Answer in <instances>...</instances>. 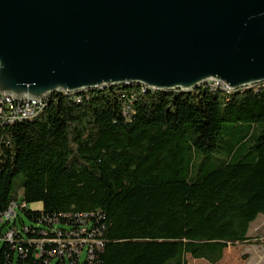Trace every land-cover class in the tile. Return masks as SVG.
<instances>
[{"label":"trees","instance_id":"obj_1","mask_svg":"<svg viewBox=\"0 0 264 264\" xmlns=\"http://www.w3.org/2000/svg\"><path fill=\"white\" fill-rule=\"evenodd\" d=\"M44 105L0 119V264L42 263L37 244L75 230L79 214L100 230L97 264H221L264 215V82L120 83ZM11 204L14 218L2 219Z\"/></svg>","mask_w":264,"mask_h":264},{"label":"water","instance_id":"obj_2","mask_svg":"<svg viewBox=\"0 0 264 264\" xmlns=\"http://www.w3.org/2000/svg\"><path fill=\"white\" fill-rule=\"evenodd\" d=\"M264 82V0H0V95Z\"/></svg>","mask_w":264,"mask_h":264},{"label":"built area","instance_id":"obj_3","mask_svg":"<svg viewBox=\"0 0 264 264\" xmlns=\"http://www.w3.org/2000/svg\"><path fill=\"white\" fill-rule=\"evenodd\" d=\"M207 85L213 87H219L222 85L216 81H209ZM51 94V93H50ZM65 94V93H64ZM44 95L38 101L29 99V104L17 105V101H11V97L5 94L0 95V119L7 122V115L13 114L16 111H23V114H32V118L40 113V106L44 105ZM14 204H11L9 208L2 215V219L14 218ZM65 218L72 217L71 214L64 215ZM86 215H74L75 224L78 227L75 230L66 231L62 236L61 232L57 233L55 238L42 239L37 246L41 249L36 253L35 257H42L44 254L47 256L42 263L36 264H97L98 254L103 249V240L101 239V233L99 229L89 230L86 226H80L79 222ZM8 238H11L12 232H8ZM44 243H53L54 247L44 250ZM83 251L85 255L82 258Z\"/></svg>","mask_w":264,"mask_h":264},{"label":"rangeland","instance_id":"obj_4","mask_svg":"<svg viewBox=\"0 0 264 264\" xmlns=\"http://www.w3.org/2000/svg\"><path fill=\"white\" fill-rule=\"evenodd\" d=\"M25 103L29 104V101L25 100ZM18 181L19 179L15 181L14 185L16 197L22 195V190L18 188ZM28 207L30 209H39L41 205L34 203L30 204ZM21 218L25 225H32L31 221H29L24 215L21 214ZM248 235L250 238L247 242L228 245L225 249L221 264H264V246L262 244L264 239L263 214H260L255 221L250 224ZM84 255L85 251H83L82 258ZM186 260L187 264H206L201 260H194L189 255H187Z\"/></svg>","mask_w":264,"mask_h":264},{"label":"bare ground","instance_id":"obj_5","mask_svg":"<svg viewBox=\"0 0 264 264\" xmlns=\"http://www.w3.org/2000/svg\"><path fill=\"white\" fill-rule=\"evenodd\" d=\"M224 87V86H223ZM224 89H227L226 87H224ZM50 94H47V96H49ZM46 96V97H47ZM45 98V97H44ZM11 100L12 101H20V102H22L23 103V105H26V103H25V100L24 99H13L12 97H11ZM26 100H28L29 101V99H26Z\"/></svg>","mask_w":264,"mask_h":264},{"label":"crops","instance_id":"obj_6","mask_svg":"<svg viewBox=\"0 0 264 264\" xmlns=\"http://www.w3.org/2000/svg\"><path fill=\"white\" fill-rule=\"evenodd\" d=\"M255 221V220H254Z\"/></svg>","mask_w":264,"mask_h":264}]
</instances>
